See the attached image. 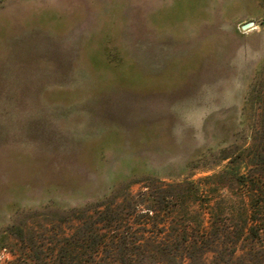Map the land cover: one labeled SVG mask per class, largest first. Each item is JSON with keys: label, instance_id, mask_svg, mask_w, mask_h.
Masks as SVG:
<instances>
[{"label": "rangeland", "instance_id": "rangeland-1", "mask_svg": "<svg viewBox=\"0 0 264 264\" xmlns=\"http://www.w3.org/2000/svg\"><path fill=\"white\" fill-rule=\"evenodd\" d=\"M260 178L264 0H0V264H264Z\"/></svg>", "mask_w": 264, "mask_h": 264}, {"label": "trees", "instance_id": "trees-1", "mask_svg": "<svg viewBox=\"0 0 264 264\" xmlns=\"http://www.w3.org/2000/svg\"><path fill=\"white\" fill-rule=\"evenodd\" d=\"M260 181H262L261 178H260V180L252 179L249 182V184L244 182L245 184H247L249 186L248 188H250L249 194H250V199H252V202L254 203L253 204L254 207H255L254 210L260 207V205L262 204V200L261 199L264 198L263 188L261 189L259 187V185H258V184H260ZM258 221L259 220H251V223H253V224H251L250 231L254 230L255 225H256V223ZM93 235H94V239H93V237H91V238L89 237L90 240H91V243H92V247H93L92 251L90 252L91 256L88 257L87 255L84 256V255L74 254V252L70 251L69 249L72 247V245H74L73 242H72L73 240H70V242L69 241L66 242V244H64L62 246L61 250H60V253L62 255L59 256V264H82V263H86V264H108V261L112 257H108V256L102 257V256H100L99 250L97 251L98 248L105 247L104 239L101 238L100 236L98 237L94 232L92 233V236ZM258 235L259 234L255 232V237H257L259 239ZM89 238L88 237L86 239L82 238L79 241L81 243H86L87 241H89ZM111 243H112V245H114V241H112ZM115 243L117 244V240L115 241ZM171 243H172V245H173L175 250H177V248H178V251L176 252V254H174L171 257V261L174 264H186V261L189 260L190 257H191L190 255H193V251L197 250L196 249V245H197L198 242H194V241L193 242H189L187 240V238H176ZM201 243L202 244H200V247H198V250L201 249V254L205 255V253H207V250L204 251V247L207 246L208 243H206V242H201ZM127 245L128 244L125 243V246L123 247V249L127 250L126 249V248H128ZM172 245H170V246H172ZM81 247H83V246H81ZM133 247H135V246H133ZM142 247L140 246V247L136 248V250L139 253L137 254V257H136L137 260L133 261L134 264L135 263H141V264H146L147 263L145 260L147 259V257H149V255L146 252V250L141 249ZM114 248H115L114 249L115 254H112V256L117 255V249L118 248H117L116 245L114 246ZM56 258L57 257H55V259ZM83 259H88V260L83 262ZM124 259L126 261H124ZM50 261H51V259H49L47 261L48 262L47 264H49ZM116 261H119L120 263H123V261H124V263H126V264H133L130 255L129 256L127 255V257L122 255V256H120V259H118Z\"/></svg>", "mask_w": 264, "mask_h": 264}, {"label": "water", "instance_id": "water-1", "mask_svg": "<svg viewBox=\"0 0 264 264\" xmlns=\"http://www.w3.org/2000/svg\"><path fill=\"white\" fill-rule=\"evenodd\" d=\"M251 27H253V23H247V24L242 26V30H246V29L251 28Z\"/></svg>", "mask_w": 264, "mask_h": 264}]
</instances>
